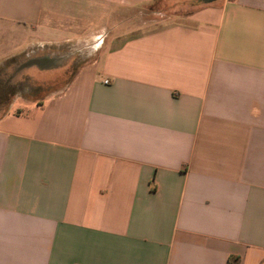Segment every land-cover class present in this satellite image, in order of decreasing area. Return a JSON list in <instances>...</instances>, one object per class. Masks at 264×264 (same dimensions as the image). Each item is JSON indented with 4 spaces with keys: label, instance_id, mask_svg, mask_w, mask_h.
I'll return each mask as SVG.
<instances>
[{
    "label": "crops",
    "instance_id": "1",
    "mask_svg": "<svg viewBox=\"0 0 264 264\" xmlns=\"http://www.w3.org/2000/svg\"><path fill=\"white\" fill-rule=\"evenodd\" d=\"M151 1L0 0L1 76L97 35L0 110V264H264V0Z\"/></svg>",
    "mask_w": 264,
    "mask_h": 264
},
{
    "label": "rangeland",
    "instance_id": "2",
    "mask_svg": "<svg viewBox=\"0 0 264 264\" xmlns=\"http://www.w3.org/2000/svg\"><path fill=\"white\" fill-rule=\"evenodd\" d=\"M197 1L198 0H152L144 7L130 11V13L127 14L130 15L129 23L134 24L148 21L153 25L162 18L190 11L192 6L197 4ZM96 36L97 35H90L83 41L73 45L56 47L53 48V51L44 50L40 52L49 57L55 56L60 58L59 66L52 70L42 71L37 67L18 69L22 64L21 61H15L5 68L6 73L3 74L4 78L9 77V74L13 71L17 70L20 72V74L17 75L19 78H15V80H19V83L16 84L18 86L16 87L15 85L17 89L15 97L21 99L38 97L41 95L42 90L44 92L48 87L59 85L74 70L78 69L84 61L92 56V49L95 47V43H97ZM2 105H5V103ZM13 107L20 108L17 103L14 104ZM20 109L27 112L24 108Z\"/></svg>",
    "mask_w": 264,
    "mask_h": 264
},
{
    "label": "trees",
    "instance_id": "3",
    "mask_svg": "<svg viewBox=\"0 0 264 264\" xmlns=\"http://www.w3.org/2000/svg\"><path fill=\"white\" fill-rule=\"evenodd\" d=\"M199 2V0L197 1V3ZM12 61H14L15 62V60H13V58L12 59H10L9 60V63H12ZM77 70V69H76ZM76 70H74L67 78H65L64 79V81H62L59 85H55V86H51V87H48L44 92H43V90H42V93H41V95H39L40 97L42 96V95H44V94H46L47 92H49V91H52V90H56V89H58L59 87H62V86H64L67 82H68V80H69V78L71 77V75H73L74 73H75V71ZM18 74H20V72L19 71H13V72H11V74H9L10 76L9 77H6V78H4V76H1L0 75V90L2 91H0V93L2 94L1 96H0V109L2 110V111H4L5 109H7V107L9 106V103H10V101H11V98L10 97H8L7 95L9 94V92H11V94H13V95H15V93H16V91H17V89L15 88V85L17 84V83H19L18 81L19 80H15V78H19V77H17V75ZM18 85H16V87H17ZM43 87V86H42ZM31 99V98H30ZM5 100V101H4ZM5 103V105H2V104H4Z\"/></svg>",
    "mask_w": 264,
    "mask_h": 264
},
{
    "label": "flooded vegetation",
    "instance_id": "4",
    "mask_svg": "<svg viewBox=\"0 0 264 264\" xmlns=\"http://www.w3.org/2000/svg\"><path fill=\"white\" fill-rule=\"evenodd\" d=\"M47 55L44 54H38L36 53L35 56L31 57V58H27V60H25L18 69H24V68H28V67H37L38 69H47V70H52L54 68H57L59 65L55 64V62L49 61L48 59H46ZM49 57V56H48ZM51 57H55V56H51ZM34 62V63H30V62Z\"/></svg>",
    "mask_w": 264,
    "mask_h": 264
},
{
    "label": "water",
    "instance_id": "5",
    "mask_svg": "<svg viewBox=\"0 0 264 264\" xmlns=\"http://www.w3.org/2000/svg\"><path fill=\"white\" fill-rule=\"evenodd\" d=\"M199 1H202V2H205V3H209V2H212L214 0H199ZM45 58L48 59L49 61L53 60L55 62V64H59L60 63V58L59 57H48V56H46ZM30 63H34V62L32 61Z\"/></svg>",
    "mask_w": 264,
    "mask_h": 264
}]
</instances>
